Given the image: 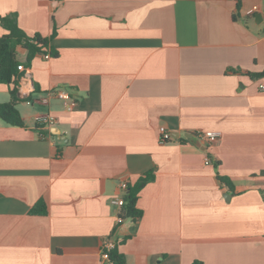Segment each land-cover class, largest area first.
<instances>
[{
    "label": "crops",
    "instance_id": "1",
    "mask_svg": "<svg viewBox=\"0 0 264 264\" xmlns=\"http://www.w3.org/2000/svg\"><path fill=\"white\" fill-rule=\"evenodd\" d=\"M256 5L264 0H0V16L17 12L59 53H37L27 68L24 124L0 119V264H104L107 240L127 264H264ZM60 90L73 109L42 102ZM11 99L0 83V103ZM48 112L57 122L40 129L34 117ZM198 130L222 136L207 144ZM147 172L143 215L120 219V182ZM41 199L47 214H32Z\"/></svg>",
    "mask_w": 264,
    "mask_h": 264
},
{
    "label": "trees",
    "instance_id": "2",
    "mask_svg": "<svg viewBox=\"0 0 264 264\" xmlns=\"http://www.w3.org/2000/svg\"><path fill=\"white\" fill-rule=\"evenodd\" d=\"M2 26L8 31L0 36V83L7 84L12 99L8 102L0 103V119L11 125L21 126L24 124L22 115L18 109V102L23 98L31 100V94L21 97L20 93L26 79L27 68L31 66L33 58L37 53L50 51L52 56H58V51L50 47V38L36 33L29 35L19 24L18 13L12 12L7 15L0 16ZM54 33L53 35L55 34ZM18 46H22L27 50V59L21 62L17 56ZM255 76H264V69L255 73ZM40 129L43 126L37 125ZM219 179L224 181L233 188L231 179L224 175H218ZM154 178L151 172L141 175L138 180L128 186L126 192V203L120 211L121 218L138 219L143 215V210L138 207V200L141 190ZM47 204L41 199L31 209L32 214H47ZM110 260L112 264H127V258L118 246L110 251ZM195 264H203L195 261Z\"/></svg>",
    "mask_w": 264,
    "mask_h": 264
},
{
    "label": "built area",
    "instance_id": "3",
    "mask_svg": "<svg viewBox=\"0 0 264 264\" xmlns=\"http://www.w3.org/2000/svg\"><path fill=\"white\" fill-rule=\"evenodd\" d=\"M259 10L264 15V8L262 9L259 7V5H256L249 13H253L254 11ZM262 88H264V85H261ZM52 96H57L60 99L64 101V105L67 109L71 110L75 107L77 104L76 99L71 97V95L66 91H50L47 96L42 98V102L48 103L49 99ZM34 121L37 125L43 126V127H49L52 125H55L57 122V118L52 115L51 113H39L35 115ZM195 135L202 141L206 142L207 144H213L216 141H218L221 136V131H214V130H198L196 131ZM172 138V135L170 131L165 127H160V141L162 143H165L169 141ZM205 163L210 164L211 159L210 157L205 158ZM128 182L126 180H122L120 182V187L125 191L124 195H117L111 199V202L117 206H124L126 203V192L128 189ZM121 219V217H120ZM115 241L114 240H107L104 243L103 250H102V262L104 264H108L110 260V251L115 247Z\"/></svg>",
    "mask_w": 264,
    "mask_h": 264
},
{
    "label": "water",
    "instance_id": "4",
    "mask_svg": "<svg viewBox=\"0 0 264 264\" xmlns=\"http://www.w3.org/2000/svg\"><path fill=\"white\" fill-rule=\"evenodd\" d=\"M229 196V195H228Z\"/></svg>",
    "mask_w": 264,
    "mask_h": 264
}]
</instances>
